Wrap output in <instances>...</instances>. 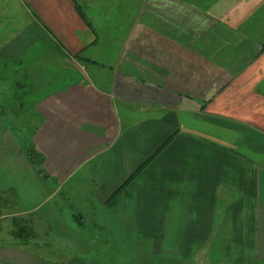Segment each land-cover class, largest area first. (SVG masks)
Segmentation results:
<instances>
[{"label": "crops", "instance_id": "1", "mask_svg": "<svg viewBox=\"0 0 264 264\" xmlns=\"http://www.w3.org/2000/svg\"><path fill=\"white\" fill-rule=\"evenodd\" d=\"M81 1L14 0L30 38L0 45V264H90L103 227L143 264H264V0L139 10L108 89Z\"/></svg>", "mask_w": 264, "mask_h": 264}, {"label": "rangeland", "instance_id": "2", "mask_svg": "<svg viewBox=\"0 0 264 264\" xmlns=\"http://www.w3.org/2000/svg\"><path fill=\"white\" fill-rule=\"evenodd\" d=\"M163 1H166L165 5H168L167 8H164ZM81 2V4H76L81 7L85 16V19H82L88 22L90 29L96 31L93 44L95 47H91V50L87 52L82 51L81 54L90 53V57L95 58V62H92L98 65L95 67V70L99 74H95L92 71L93 68L88 66V76L90 75L92 81L97 85L98 82L101 84L107 83L102 86L106 89L110 86L109 79L114 69V67H108L107 65L116 64L114 49L118 41L115 35V26L123 28L125 33L124 36H126L139 10L145 12L146 15H144V17L146 18L158 19L159 17L160 21H162L163 17L167 18V15L164 14L165 11L171 10L170 14L173 18V10L178 9L177 0L174 2H170V0H99V3H96V0H82ZM17 6H19V4H15L14 0H0V45L8 42L11 38L23 31L25 26L30 22V19L35 15L25 14ZM77 13L80 14L78 10ZM193 14V11L189 12L188 16H193ZM168 20L169 19H167V21ZM183 20H185V18ZM197 21L200 22V19H197ZM190 23L191 25L194 24V17L192 20L188 18V24ZM27 35L25 31L20 33L18 35V40L21 41V39H23V41H25L26 38L29 39L30 37ZM42 38V36L34 35L32 39L33 42L38 41L43 43L44 38ZM120 38H122V36H120ZM97 42L99 43L97 44ZM20 51L18 50L13 54L18 56ZM0 54H3V51H0ZM3 64L4 67H2ZM17 68V63L12 60V58L0 56V70L3 69L5 75H12L14 73L13 70ZM8 84L9 83H3L0 80V103L4 93H9L8 90L2 91L3 86ZM9 101L15 106L16 100ZM11 111L12 112H6L4 117L7 119L10 117L11 123L18 127L19 123L16 119L18 116L17 110ZM22 133L25 137L26 132ZM92 231L97 233V242L91 243L95 251L92 255L87 257L90 264H143L141 261L135 262L134 257L131 256L130 245L127 242V238L119 236V234L114 233V231L108 227L94 228ZM102 232L103 236L106 237H102Z\"/></svg>", "mask_w": 264, "mask_h": 264}, {"label": "trees", "instance_id": "3", "mask_svg": "<svg viewBox=\"0 0 264 264\" xmlns=\"http://www.w3.org/2000/svg\"><path fill=\"white\" fill-rule=\"evenodd\" d=\"M76 8H77V10H78V12L80 13L79 15L83 18V19H85V16H84V14H83V12H82V10H81V7L78 5V4H76ZM84 21H86V20H84ZM87 23V25H88V22H86ZM26 153H27V156H28V159L30 160V162H32V163H40L41 162V154H38V153H36V152H34L32 149H30V148H27L26 149ZM141 167V166H140ZM140 167L129 177V178H131V177H133L137 172H138V170L140 169ZM128 178V179H129ZM125 180V182L124 183H122V185L119 187V188H121V187H123V186H125V184L129 181V180ZM118 188V189H119Z\"/></svg>", "mask_w": 264, "mask_h": 264}]
</instances>
